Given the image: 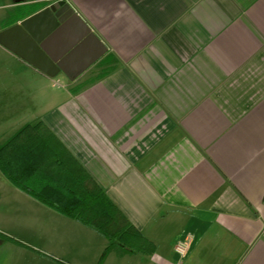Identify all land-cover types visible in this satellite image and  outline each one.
Returning a JSON list of instances; mask_svg holds the SVG:
<instances>
[{
	"label": "crops",
	"instance_id": "crops-1",
	"mask_svg": "<svg viewBox=\"0 0 264 264\" xmlns=\"http://www.w3.org/2000/svg\"><path fill=\"white\" fill-rule=\"evenodd\" d=\"M55 1L0 0V31ZM65 1L82 20L30 25L65 71L0 43V144L45 125L145 252L104 253L0 170V233L17 240L0 236V264H264V0Z\"/></svg>",
	"mask_w": 264,
	"mask_h": 264
},
{
	"label": "trees",
	"instance_id": "trees-1",
	"mask_svg": "<svg viewBox=\"0 0 264 264\" xmlns=\"http://www.w3.org/2000/svg\"><path fill=\"white\" fill-rule=\"evenodd\" d=\"M0 170L29 195L104 235V253L112 247L145 252L137 229L42 123L26 124L0 144Z\"/></svg>",
	"mask_w": 264,
	"mask_h": 264
},
{
	"label": "water",
	"instance_id": "water-1",
	"mask_svg": "<svg viewBox=\"0 0 264 264\" xmlns=\"http://www.w3.org/2000/svg\"><path fill=\"white\" fill-rule=\"evenodd\" d=\"M73 12L74 10L68 2L65 0H57L36 15L22 19L0 31V43L17 53L46 75L53 77L59 71H65L62 66L63 56H54L48 52L43 42V34L32 30L30 26L31 21L40 14H47L53 20V24H57L68 13L75 14V16L82 20L77 13ZM87 30L90 36L96 38L90 29L87 28Z\"/></svg>",
	"mask_w": 264,
	"mask_h": 264
},
{
	"label": "built area",
	"instance_id": "built-area-1",
	"mask_svg": "<svg viewBox=\"0 0 264 264\" xmlns=\"http://www.w3.org/2000/svg\"><path fill=\"white\" fill-rule=\"evenodd\" d=\"M190 239L188 237H185L184 239L180 240L176 245V251H178L180 254H183L188 245H189Z\"/></svg>",
	"mask_w": 264,
	"mask_h": 264
}]
</instances>
